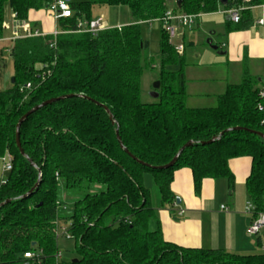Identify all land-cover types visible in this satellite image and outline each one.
<instances>
[{
    "label": "trees",
    "instance_id": "16d2710c",
    "mask_svg": "<svg viewBox=\"0 0 264 264\" xmlns=\"http://www.w3.org/2000/svg\"><path fill=\"white\" fill-rule=\"evenodd\" d=\"M176 1L69 0L73 14L56 21V34L13 39L14 81L0 88V158L9 153L13 164L0 183V203L11 199L0 207V264H28L24 254L29 251L41 252L43 264H264V251L238 254L166 240L144 185L145 175L152 174L161 204H173L174 173L187 167L197 195L205 178H226L232 188L229 161L249 156V201L255 214L264 211V138L251 131L264 134L259 77L246 70L241 81L216 97V105L188 106L186 55L175 48L162 23L170 8L199 17L243 7L239 22H227V33L249 29L252 7L264 0H228L225 6L220 0H181V7ZM51 2L0 0V39L6 8L22 21ZM96 5L126 6L135 21L96 34L79 31L78 21H91ZM153 21L161 22L157 64L145 57L149 41L142 30V23ZM5 52L0 49V77ZM177 64V70L169 68ZM150 67L158 69L159 97L144 101L141 77ZM69 94L74 96L41 107L21 124V146L32 165L17 146L19 119L44 101ZM87 97L106 105L115 123ZM117 128L130 154L117 139ZM214 137L219 138L208 142ZM189 141L193 144L164 168ZM40 173L38 188L23 197ZM62 189L84 194L68 210ZM62 222L71 225L74 256L58 262L55 233Z\"/></svg>",
    "mask_w": 264,
    "mask_h": 264
},
{
    "label": "crops",
    "instance_id": "0c3cea01",
    "mask_svg": "<svg viewBox=\"0 0 264 264\" xmlns=\"http://www.w3.org/2000/svg\"><path fill=\"white\" fill-rule=\"evenodd\" d=\"M251 14L254 22L249 29L229 33H227V22L231 19L226 18L227 14L224 10L201 14L196 19L200 28L202 26V22L199 21L200 17L205 16V26L207 25L205 34L210 36L225 35V39L220 42L209 38L220 49L226 51L224 55L213 50L208 42H205L203 53L197 52L195 50L196 41L189 39L188 42H185V28L180 26L177 29V35L183 29L184 37L182 41H178V45H183L182 52L185 53L186 59L188 58L187 51L190 52V50L193 60L201 59L205 54L207 66L226 63L244 64L245 62H258L262 65L264 64V22L260 23V20H264V5L252 7ZM7 18L9 19V17ZM29 20L46 33L56 30V21L48 15L45 9L31 11ZM153 22L142 24L151 26ZM216 26H219V29H216ZM188 43H191L190 46H187ZM173 44L176 45L174 42ZM211 73L209 70L205 79L208 80ZM187 74L188 66H186V77ZM256 76L264 83V78L259 75V72ZM0 160L2 161V158ZM229 166L235 177V184L232 188L226 178H205L199 195L195 193L191 169L185 167L175 171L171 189L176 195V202L155 206L166 240L185 247L225 248L238 254L264 251V227L255 236L248 232L253 216L246 211L249 197L245 182L250 174L252 159L249 156L232 158L229 161ZM3 167L2 161L1 175L7 173L3 171ZM178 197L180 203L177 202ZM222 206H225L226 209Z\"/></svg>",
    "mask_w": 264,
    "mask_h": 264
},
{
    "label": "rangeland",
    "instance_id": "374dc122",
    "mask_svg": "<svg viewBox=\"0 0 264 264\" xmlns=\"http://www.w3.org/2000/svg\"><path fill=\"white\" fill-rule=\"evenodd\" d=\"M71 1H85V0H71ZM7 16L9 18L12 17L13 13L9 8H6ZM92 20L102 19L104 25L106 26H117V25H126L135 21L134 17L131 15L129 9L126 6H108V5H96L93 6L91 12ZM8 20V18H7ZM6 20V22H7ZM202 22V26L198 27V22L192 24L189 27H183L185 30V42H188L189 39L195 40L197 43L196 51L199 53H203L205 50V42L209 38H212L215 42H220L225 39V35H213L210 36L205 34V16L200 17ZM219 29V26L215 27ZM183 29L180 30L177 37L174 39V43L176 46L179 44V40H183ZM209 29V28H208ZM143 34L146 39L149 41V46L146 49L145 57L153 59L154 63H158L159 58V50H160V33H161V22L154 21L151 26L146 24L142 25ZM13 39L10 31L6 30L4 37L0 39V49L6 51L3 54L2 60L5 62V68L2 72V76L0 77V88L8 89L12 85V78L14 75V63L13 59L10 56V49L13 46ZM204 48V49H203ZM190 50V49H189ZM182 52V51H181ZM191 52V50H190ZM187 51V66H188V74H187V104L190 107H209L216 105V97L224 92L226 86L230 83H237L242 80L245 76L246 70H248L249 74L252 76H256L259 72V75L264 78V64L258 62H248L241 64H215V65H206L205 64V54L202 55L201 59L193 60L191 54ZM217 58L220 56H216ZM221 58V57H220ZM262 66V67H261ZM179 64L169 66L172 70H177L179 68ZM241 67H244L243 69ZM209 70L212 72L211 77L209 79H205L207 72ZM158 81V69L157 68H145L143 75L141 77V95L144 101H152L154 98L150 95V93L154 90V83ZM262 81L259 82V86L263 85ZM3 161V160H2ZM0 160V165L2 163ZM4 164V162H3ZM6 174L0 173V183L3 182V179L6 178ZM144 185L150 189L151 192V204L153 208L155 206H160L162 200L159 188L155 183L154 177L152 174H146L144 177ZM95 189V188H94ZM92 189V190H94ZM84 194V191L75 195L70 191H66L62 189L61 191V199L63 203H66V208L70 210L73 206L71 203L72 200L76 198H81ZM68 203V204H67ZM64 226L69 228L68 222H62ZM255 236V235H253ZM58 246L62 248L64 258H71L74 256L73 253V242L66 240L64 238L60 239L58 242Z\"/></svg>",
    "mask_w": 264,
    "mask_h": 264
},
{
    "label": "built area",
    "instance_id": "2783aa9c",
    "mask_svg": "<svg viewBox=\"0 0 264 264\" xmlns=\"http://www.w3.org/2000/svg\"><path fill=\"white\" fill-rule=\"evenodd\" d=\"M243 7L231 8L225 13L230 16V19L237 23L240 21V11ZM46 12L54 21H57L60 18H68L72 16V9L70 6L69 0H52V2L45 9ZM198 18L195 14H183L174 11L172 8L168 9L165 12L164 17L162 18V23L164 24L166 31L169 34L171 40H173L177 36L178 27H189ZM7 20V19H6ZM264 20L261 19L260 23H263ZM4 29L10 31L12 35V39H16L18 37H27V36H43L48 34L43 30L38 28H33L30 20H22L19 21L15 18V14L12 15L11 18L4 22ZM78 29L79 31H88L96 34L98 31L105 29L109 26L104 25L102 19L87 21L84 19H80L78 21ZM56 34V30L52 32ZM175 48L178 51L183 50V45H175ZM31 85L28 83L27 87L29 88ZM258 96L261 100H264V84L260 86L258 90ZM260 109H263V106L260 105ZM4 162L3 171L6 173L12 169V156L7 153L4 157H2ZM5 179H3V182ZM222 208L226 209L225 206ZM246 211L253 216V220L248 228V232L251 235H257L264 227V211L258 212L255 214V208L251 201H249L246 205ZM57 247L58 250L54 254V257L58 262H62L64 258V252L61 247L58 246V242L60 239L64 238L66 240L72 241L74 239L73 234L71 233V225L69 223V228L64 226L62 223L57 224L56 233H55ZM41 252L29 251L24 254V257L28 259V264H43V259L41 257Z\"/></svg>",
    "mask_w": 264,
    "mask_h": 264
},
{
    "label": "water",
    "instance_id": "95a60500",
    "mask_svg": "<svg viewBox=\"0 0 264 264\" xmlns=\"http://www.w3.org/2000/svg\"><path fill=\"white\" fill-rule=\"evenodd\" d=\"M227 1H228V0H220V4L223 5V6H225V5H227ZM176 3H177V6H178V7H181V0H177ZM226 18H227L228 20H230V16H229V15H227ZM207 42H208L209 46H210L213 50H215L218 54H220V55H224V54H226V51L220 49L219 46H218L217 44H214L213 41H212V39H208ZM13 81H14V77L12 78V82H13ZM159 86H160V81L158 80V81H156V82L154 83V86H153L154 90L150 93V95H151L153 98H158V97H159V92H158ZM71 96H74V95H73V94H69V95H63V96H60V97H57V98L48 99V100L44 101L43 103H41V104H39V105L33 107L32 109H30L28 112H26V113H25V114L19 119V121H18V123H17V129H16V141H17V146H18V148H19V150H20V153H21L23 156H25V157L29 160V162H30L32 165H35V164L33 163L32 159L29 158V157L27 156V154L24 152V150H23V148H22V146H21V142H20V127H21V124L27 119V117H28L29 115H31L32 113H34L36 110L40 109L41 107L46 106V105H48V104H51V103H53V102H55V101H57V100H60V99L66 98V97H71ZM79 96H82V95H79ZM87 98L90 99V100H92V101H94V102L97 103L98 105L102 106V107L106 110V112L109 114V117H110V119L112 120V123H113V124L115 123V121H114V119H113V114H112L111 110H110L106 105L101 104V103H99V102L93 100V99L90 98V97H87ZM240 128H241V127H235V129H240ZM228 130H229V129H228ZM251 131H252V132H256L258 135H260L261 137L264 138V134H263V133L258 132V131H254V130H251ZM116 134H117V139L120 141L121 146L124 148L125 151H127V152L129 153V151L123 146V143L121 142L120 135H119V129H118V128H117V130H116ZM221 134H222V133H221ZM216 138H219V137H214V138H212V139H211L210 141H208V142H212V141H214ZM192 144H193V141H189L188 143H186V144H185V145H184V146L178 151V153L174 156V158H173V159H172L167 165H165V166H163V167L166 168V167H170V166H172V165L176 162V160L179 158V156H180V154L183 152V150H184L186 147L191 146ZM129 154H130V153H129ZM40 183H41V173L39 174V179H38L37 183L34 185V187L31 188V190H30L28 193H26L25 195H23V197L29 196V195H30V194H31L36 188H38V186L40 185ZM10 201H11V199H7L6 201L1 202V203H0V207L3 206L4 204L10 202ZM177 202L180 203V198H179V197L177 198Z\"/></svg>",
    "mask_w": 264,
    "mask_h": 264
}]
</instances>
